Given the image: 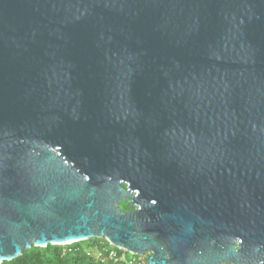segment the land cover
<instances>
[{"label":"water","instance_id":"water-1","mask_svg":"<svg viewBox=\"0 0 264 264\" xmlns=\"http://www.w3.org/2000/svg\"><path fill=\"white\" fill-rule=\"evenodd\" d=\"M94 239L264 264V0H0V264Z\"/></svg>","mask_w":264,"mask_h":264},{"label":"trees","instance_id":"trees-1","mask_svg":"<svg viewBox=\"0 0 264 264\" xmlns=\"http://www.w3.org/2000/svg\"><path fill=\"white\" fill-rule=\"evenodd\" d=\"M120 208L123 212L131 210L128 202H122ZM113 247L106 240L94 239L69 246H53L46 248L33 247L24 254L10 262L3 264H101L88 255V250L96 251ZM120 251L118 248L113 247ZM65 249H72V252L65 253Z\"/></svg>","mask_w":264,"mask_h":264},{"label":"built area","instance_id":"built-area-1","mask_svg":"<svg viewBox=\"0 0 264 264\" xmlns=\"http://www.w3.org/2000/svg\"><path fill=\"white\" fill-rule=\"evenodd\" d=\"M119 250L117 251L113 247L96 251L88 250V255L101 264H147V256H136L125 250ZM67 252H72V249H65V253Z\"/></svg>","mask_w":264,"mask_h":264}]
</instances>
